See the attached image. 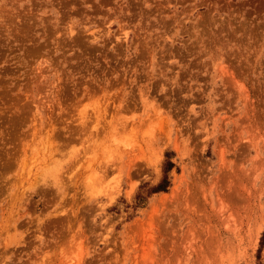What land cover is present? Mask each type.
<instances>
[{
  "label": "rangeland",
  "instance_id": "374dc122",
  "mask_svg": "<svg viewBox=\"0 0 264 264\" xmlns=\"http://www.w3.org/2000/svg\"><path fill=\"white\" fill-rule=\"evenodd\" d=\"M263 234L264 0H0V264H264Z\"/></svg>",
  "mask_w": 264,
  "mask_h": 264
},
{
  "label": "trees",
  "instance_id": "16d2710c",
  "mask_svg": "<svg viewBox=\"0 0 264 264\" xmlns=\"http://www.w3.org/2000/svg\"><path fill=\"white\" fill-rule=\"evenodd\" d=\"M172 153H168L165 155L166 161L163 165L162 178L160 182L154 187H147V185L140 186L137 194L135 195V202L132 208L136 209L138 207H142L146 202L147 198L155 193L166 192L168 187L170 186V178L168 176L171 169L174 167V164L171 162ZM260 245H264V234L262 235V239L260 241Z\"/></svg>",
  "mask_w": 264,
  "mask_h": 264
}]
</instances>
